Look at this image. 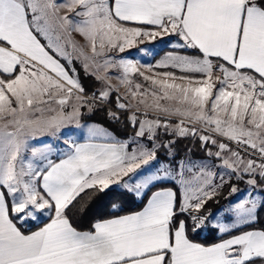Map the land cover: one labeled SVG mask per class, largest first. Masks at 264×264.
<instances>
[{"label": "snow or ice", "instance_id": "1", "mask_svg": "<svg viewBox=\"0 0 264 264\" xmlns=\"http://www.w3.org/2000/svg\"><path fill=\"white\" fill-rule=\"evenodd\" d=\"M64 9L75 12V17L62 15ZM73 32L85 38L91 57L72 39ZM165 36L177 37L179 42L171 46L191 50L193 55L167 52L154 65L104 59L102 67L121 68L122 83L129 85L133 97L151 95L156 111L177 118L174 131L179 136L200 132L186 127V120L203 123L264 160V0H0V121H5L0 128V189H6L0 190V264H264V228L254 227L258 212L264 210V199L235 203L226 210L223 225L213 224L215 215L204 211L208 200L224 186V176L213 185V174L201 166L188 179L186 173L196 167L189 161L187 165H161L134 188L122 183L123 177L156 161L161 146H138L129 152L130 145L120 141L72 142L66 158L59 162L41 153L46 161L42 166L26 162L22 155L29 135L59 131L80 116L79 103L71 106V112L63 110L74 90L84 92L74 57L67 51L69 45L79 52L75 59H81L87 71L84 61L103 57L106 51L123 53ZM138 51L144 57L159 55L152 48ZM141 67L149 72L154 67L174 68L182 75L168 71L156 74L161 78L155 79L140 71ZM132 74L150 81L153 89L140 92L141 85L128 79ZM79 94L75 100L81 102ZM100 96L106 100L109 91ZM160 100L185 107H162ZM52 103L61 110L53 109ZM117 107L127 110L124 103L118 102ZM45 111L56 114L45 118ZM143 114L148 115L147 111ZM110 116L119 119L114 113ZM131 122L137 123L135 115ZM10 126L16 130L7 131ZM170 127L171 123L159 119H145L139 122L136 135L145 137L147 132L151 141L158 129ZM96 135V129H89L90 139ZM199 138L218 148L215 153L209 150L210 156L221 158L231 152L234 159L224 158L222 166L240 179L242 174L249 175V186L264 185V163L245 161L211 136ZM36 155L33 150L32 156ZM166 181L172 186H166ZM110 188L116 195L123 194L121 189L138 194L148 190L151 195L142 211L97 221L88 231L74 227L72 218L80 199L89 190ZM237 192L235 186L230 188V194ZM45 215L48 222L38 230L22 231L28 221ZM204 229L222 233L220 241L195 242L192 237Z\"/></svg>", "mask_w": 264, "mask_h": 264}, {"label": "rangeland", "instance_id": "2", "mask_svg": "<svg viewBox=\"0 0 264 264\" xmlns=\"http://www.w3.org/2000/svg\"><path fill=\"white\" fill-rule=\"evenodd\" d=\"M76 11H80V8L78 7ZM61 14L68 15L70 19L75 17V12H69L67 11V9H64ZM76 19L79 20L81 18L76 17ZM71 35H72V39L76 42L78 46H84L83 47L84 53L87 56L91 57L92 54L90 51V47L87 46V41L85 40V38L82 35H80L78 32H73ZM177 42L179 41H178V38L175 36H165L162 39L158 38L155 41L146 40L143 44H137L135 47L131 49H127L123 53H120L113 49L111 51H106L105 56L103 57H98L95 60L89 59L87 61H84V63H87L88 65L87 71L89 73L102 77V79L105 81L106 87L103 91L110 92L111 90H114L116 92L117 89H120V92L122 93V95L126 97L128 101V105L130 107H142L147 110L158 112L152 107L156 103V101L151 95H148L146 97H142L140 95L133 97L131 95V90H130L129 85L122 83L123 70L121 68L113 67V66L104 68L102 67V65H103L104 59L114 60L118 62L120 59H126L127 57H132V56H135L137 63L140 65H143L145 61L154 65L157 61H159L165 55V53L169 51L163 52L162 54H160L159 57H155L152 55H149L148 57H144L142 53L138 51V49L152 48V49H155L156 51H160L161 49L165 47L173 48L171 45ZM97 43H99V41H97ZM67 51L70 52L74 57L73 59L74 67H75V63H74L75 60L78 63L82 64L81 59H75V57L79 55L78 51H73L70 45L68 46ZM174 53L180 54V55H188V54L179 53V52H174ZM61 63H65V61L62 58H61ZM65 65L68 66L66 63ZM140 71H143L145 75L153 76V78L155 79L161 78L159 75H156V74H161L163 72H168V71L175 73L177 76L182 75V73L178 69H174V68H168V70L162 71V70H159V68L154 67L153 71L149 72L145 68L141 67ZM175 71L179 73H176ZM128 79L131 80L133 84L139 83L141 85V89L139 90L140 92H150L154 87L153 85H151L150 81H145L143 77L139 76L138 74H132L128 77ZM217 87H219V85H217ZM92 93L100 94L101 92L100 93L92 92ZM77 94L79 93H75V90H74L73 98L69 100V104L65 106L63 110L65 112H71L72 110L71 106L73 104L79 103L80 104V107H79L80 116L78 117V120L74 121L71 125L66 126L63 129H60L59 131L54 132L53 130L49 129V130H45L41 132H36L34 135H29L28 140H27V145H28L27 150L22 153V155L26 158V162L31 161L34 165L42 166V164L46 163V161L42 160V156L40 155L41 153L48 156V158L54 161V159L58 158L65 151H67L65 147L69 146L67 144L68 142H77L78 140H81V139H90L89 129L97 130V135L92 137L91 139L112 140V139L118 138L112 130H110L109 128L105 127L104 125L100 123H96L92 121H84V122L81 121V115L82 113L87 112L89 110V105H91V109L96 105L89 104V103L87 104L83 103L82 102L84 100L83 93L79 94L82 96V101L81 102L76 101L75 95ZM142 99L144 100V103H140ZM114 102H115V99H114ZM159 103L161 104L162 107H168L170 109L172 108H182L183 109L185 107L184 105L180 104L177 101L160 100ZM50 106L53 109H56V111L61 110L60 106H58L55 103H52ZM160 113H163V112H160ZM55 114H56L55 111H45L43 113L45 118L51 117ZM114 114L117 115L120 113H114ZM172 119L174 120L171 122L172 127L170 128L174 130L176 124L178 123V120L176 118H172ZM137 122L139 123L140 121L137 120ZM4 123L5 121H0V128H2ZM191 124L193 123L187 120L185 121V126L188 127L189 129H191V127L189 126ZM198 124H203V123H198ZM15 130L16 129L13 126H10L7 129V131L9 132L15 131ZM105 133H107V135ZM148 136L149 134L146 132L145 137L131 136L128 139H126V141H129L132 145H135L136 149L138 146L142 148H149V149L152 148L153 145L160 146L159 143L155 140V138L150 141ZM166 146H169V147H165V149L163 150V154H159V151H158L159 147L157 149V157H159L160 160L163 161L162 165L164 166H169V165L175 166L178 164L187 165L188 162L190 161L192 165H195L196 167H193L190 175H186V177L191 176L192 173H194V170H196V168L198 169L199 167L204 166L205 172H211L213 174L212 177H214L215 175V178L213 179L212 177H210V183L213 185L220 183V180L218 179V177L220 176L225 177L226 182L224 186L217 190V195L214 196L212 200H214V202H217L221 195L227 196L228 199L216 211H214V209H211V207H207V208L205 207V210H204L207 213H211L215 215L216 217L215 220H212L213 224L219 223L223 225L225 223L226 210L231 208L235 203H240V202H243L244 200L253 199V198L257 201L264 199V193L261 192V188H252L248 184L246 187L241 186V183L238 182L240 180L239 176L235 173H232L230 169L222 166L224 158H229L230 162L231 160H233V157H231V153L224 152L220 159H216V158L196 159V158H193L192 156H179L177 152L174 151V148H172L169 145V143H167ZM33 150L37 151V155L35 157L32 156ZM240 167H242V165ZM159 168L157 167L154 161V162H151L150 165L144 166L142 169L138 170L137 173L133 175V177L137 179L135 180V182L131 183L133 184L131 185V188H134V185L136 183L141 182L146 176L157 173L159 171ZM242 175H243V179H246V181L251 178L250 176H247L246 174H242ZM232 186H235L238 189L237 193L230 194V188ZM0 190L6 191V189H0ZM132 192L133 194H135L137 198H141L145 190H142L141 194H138L136 191H132ZM9 200H11L10 196H9ZM232 215L234 216V214ZM202 231L206 233L207 229H204ZM218 233L222 234L220 232Z\"/></svg>", "mask_w": 264, "mask_h": 264}, {"label": "trees", "instance_id": "3", "mask_svg": "<svg viewBox=\"0 0 264 264\" xmlns=\"http://www.w3.org/2000/svg\"><path fill=\"white\" fill-rule=\"evenodd\" d=\"M166 51L193 55L191 50H181L174 49L171 47H165L161 49L159 51V55L155 57H159L160 54ZM74 63L76 67V74L79 77L80 83L84 87V95L90 94L92 92L100 93L105 89L106 83L103 79H97L96 75L85 71L83 65L81 63H78L76 60L74 61ZM65 67L69 66L65 65ZM159 70L164 71L168 70V68H159ZM70 74L72 73L70 72ZM115 94L116 92L114 90H111L109 92L107 101L110 103H114ZM110 113L112 112L105 106L96 105L91 110L82 113L81 121H92L100 123L112 130L119 140H126L131 136H136L138 130V122L134 126L131 122V116L128 113H121L117 115L115 114L119 117L118 120L113 119L110 116ZM155 140L161 146L158 149L159 154H163V150L165 149V147L163 146H166V144L169 143V145L174 148V151L177 152L179 156H192L196 159H220L215 157L214 155H208L209 150L213 153L218 151L216 145L203 144L199 136L181 137L176 134L175 131L171 128H168L167 130H165L164 128H160L156 131ZM57 160L58 158L54 159V161ZM255 178L259 183V176L257 175ZM238 182L241 183V186L243 187L247 186L246 179H240ZM165 185L171 187L172 182L166 181ZM261 188H264V185H261ZM155 190L157 189H151V191ZM121 191L123 193L122 195H116L112 192L111 188L109 190H106L105 192L89 190V192L83 196V199H80V203L77 205L74 217L72 218L74 227H76L80 231H88L92 229V225L97 221L137 212L144 207L147 202V199L151 195V192L146 190L141 198H137L132 192L128 190L121 189ZM227 199V196L221 195L217 202H214V200L211 199L207 202L205 207H211V209H214V211H216L223 205V203L226 202ZM113 204L117 206L113 207ZM258 216L259 220L254 224V227L255 229L264 228V210L259 211ZM38 220L40 221H28L23 226L22 231L28 233L37 229L47 220V218H45V216H41ZM245 230L252 229L245 228ZM222 235L223 234H219L218 231L207 229L206 233L200 231L192 238L195 242L202 243L205 245H211L219 242Z\"/></svg>", "mask_w": 264, "mask_h": 264}, {"label": "built area", "instance_id": "4", "mask_svg": "<svg viewBox=\"0 0 264 264\" xmlns=\"http://www.w3.org/2000/svg\"><path fill=\"white\" fill-rule=\"evenodd\" d=\"M126 59L132 60L134 63H137L135 56L132 57H127ZM84 100H87L89 104H94V105H103L107 109H109L112 113H129L131 116L136 117L138 121H144L145 119L148 120H154V119H159L162 123H171L175 117H166L164 113L160 112H155L151 110L144 109L142 107H130L128 105V101L124 95L120 92V89H117L116 95H115V102L110 103L107 101V99H102L100 94H86L83 95ZM117 97H119V101H117ZM124 103L127 105V110H121L117 107V103ZM147 111L148 115L145 116L143 113ZM177 119V118H176ZM191 128H196L200 130L199 134L196 136L200 135H208L211 136L213 139L217 141V144L219 143H224L228 146L229 149H231L232 152H238L240 156L245 160H254L257 164L264 163V160H262L258 154L254 152V150L248 148L246 145L242 144H237L234 141H230L225 137H222L218 135L217 133L213 132L211 127H205L203 124H191L189 125ZM228 153V152H227ZM231 153V152H229ZM234 159V157H233Z\"/></svg>", "mask_w": 264, "mask_h": 264}, {"label": "crops", "instance_id": "5", "mask_svg": "<svg viewBox=\"0 0 264 264\" xmlns=\"http://www.w3.org/2000/svg\"><path fill=\"white\" fill-rule=\"evenodd\" d=\"M139 131V123H138V130H137V132ZM137 136V135H136ZM116 141H120V142H124V143H128L129 145H130V147H129V152H132V151H135L136 150V147H135V145H132L129 141H126V140H119L118 138H116V139H112V140H106V139H103V140H100V139H81V140H78L77 142H74V143H86V142H91V143H97V144H109V143H113V142H116ZM70 143H72V142H68L67 144L69 145ZM134 144V143H133ZM65 149L67 150V151H65L62 155H60L59 157H58V160L57 161H55V162H59V159H62V158H66V154L69 152V146L68 147H65ZM163 161L162 160H160V158L159 157H157V160L155 161V164L157 165V167L159 168L163 163H162ZM135 173H130L129 174V176H126V177H123L122 178V183H124V182H127L128 183V185H129V187L131 188V185H133V184H131V183H133V182H135V180L137 179H135V177H133V175H134ZM198 174V172H197V168H196V170H194V173H192V175L191 176H187L186 178H188V179H191L192 178V176L193 175H197ZM186 175H190V173H186ZM132 177H133V179H132ZM213 178H215V175H214V177H212V179ZM113 187H116V186H113ZM194 187H195V185H194ZM146 191V190H145ZM156 191V190H155ZM130 192H132V191H130ZM133 193V192H132ZM145 193V192H144ZM143 193V194H144ZM135 195V194H134ZM143 196V195H142ZM141 196V197H142ZM149 198H150V196H149ZM147 203V202H146ZM146 205V204H145ZM144 205V206H145ZM144 208V207H143ZM143 208L141 209V210H139V211H142L143 210ZM139 211H137V212H139ZM137 212H133V213H130V214H126V215H131V214H134V213H137ZM121 216H125V215H121ZM117 217H119V216H117ZM117 217H112V218H109V219H114V218H117ZM45 218H47V220L44 222V223H46V222H48V217L45 215ZM105 220H108V219H105ZM38 221H40V220H38ZM102 221V220H101ZM43 223V224H44ZM43 224L40 226V227H42L43 226ZM39 228V227H38ZM38 228L37 229H35V230H33V231H36V230H38Z\"/></svg>", "mask_w": 264, "mask_h": 264}]
</instances>
